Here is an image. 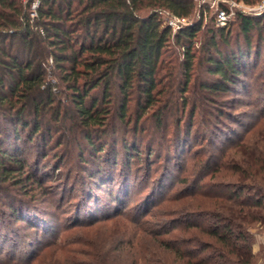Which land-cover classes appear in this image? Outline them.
Here are the masks:
<instances>
[{
  "label": "trees",
  "instance_id": "16d2710c",
  "mask_svg": "<svg viewBox=\"0 0 264 264\" xmlns=\"http://www.w3.org/2000/svg\"><path fill=\"white\" fill-rule=\"evenodd\" d=\"M33 1L0 0V121L5 122L0 125V182L19 186L32 180L26 175L27 161L15 155L22 151L24 132L29 143L38 138L43 149L57 139L55 133L76 132L101 155L105 147L96 148L94 141L105 136L113 117L125 119L134 97L144 113L159 108L162 96L172 100L177 68L174 61L164 60L169 48L182 51L179 67L184 79L179 88L187 93L194 46L203 29L201 19L174 31L159 14L167 11L190 20L195 0H39L32 17ZM235 1L254 5L262 0ZM237 22L244 45L235 49L227 27L207 30L215 55L210 52L206 60L212 78L201 84L206 92H232L255 53L252 34L264 43V14H239ZM182 107L184 111L187 103ZM195 113L194 107L191 114ZM256 140L235 148L239 158L224 151L212 170L216 158L211 155L204 164L207 172L195 183L182 181L189 186L186 196L169 202L190 198L192 203L185 206L194 210H169L154 223L147 219L150 211L132 223L127 216L106 217L101 222L115 221L111 229L96 228L100 222L81 223L76 215L72 229L77 228L81 237L64 243L46 241L53 254L37 264H254L249 230L264 221V134ZM116 158L110 170L117 167ZM102 166L98 163L101 181L107 170L103 168L108 167ZM225 175L233 179L227 185L217 181ZM208 178L215 183L205 182ZM20 202L24 207L32 204L27 199ZM21 205L12 207V216L27 222ZM34 226L48 231L40 222Z\"/></svg>",
  "mask_w": 264,
  "mask_h": 264
},
{
  "label": "rangeland",
  "instance_id": "374dc122",
  "mask_svg": "<svg viewBox=\"0 0 264 264\" xmlns=\"http://www.w3.org/2000/svg\"><path fill=\"white\" fill-rule=\"evenodd\" d=\"M229 1L233 3V15L223 27H227L231 48L235 49L244 45L237 22L238 15L243 14L241 5L257 10L263 0L254 5ZM195 3L194 15L187 21L194 23L202 19L203 29L194 46L195 64L187 93H182L179 88L184 79L179 67L182 51L172 47L167 50L164 60L174 61L173 66L177 68L174 98L164 100L162 96L159 108H149L144 113L139 110L137 97H134L125 119L113 117L105 136L94 141L96 148L105 147L101 155H96L92 146L76 132L65 131L69 126L64 127V134L61 133L63 130L55 133L57 139L45 149L38 138L29 143L27 133L21 134L22 151L15 155L27 161L26 175L32 180L20 186L13 181L0 182V264H27L35 255L32 264L49 258L54 249L47 248L46 241L64 243L81 237V233L75 231L77 228L72 229L76 215L81 223L100 222L96 228L111 229L115 221L101 222L106 217L124 220L127 216L132 223L135 217H143L150 211L147 219L154 223L163 219L162 214L169 210H194V206H185L192 203L190 198L178 203L169 202L171 198L186 196L189 186L182 181L195 183L199 175L207 172L204 164L211 155L216 158L211 170L224 151L239 158L235 149L238 145L253 143L264 134V43L258 41L255 32L252 34V54L255 53L247 72L241 75V83L232 87V92H206L201 84L212 79L207 74L206 60L210 52L215 55L209 48L211 36L207 30L217 26V6L204 0H195ZM253 14L263 15L264 10ZM260 47L263 50H259ZM221 50L226 51L222 47ZM183 103H187L184 111ZM111 106L115 107L114 102ZM194 107L196 113L192 115ZM3 124L5 122L1 120L0 125ZM183 141L186 143L182 144ZM128 145L137 149H129ZM112 149L114 152L108 153ZM114 157L119 163L112 171ZM103 161H110V166ZM98 163L109 167L103 168L107 169L102 171L103 181L97 172ZM225 176L217 181L225 185L233 181L230 176ZM214 181L208 178L205 182L214 184ZM24 199L31 201V207H24L20 202ZM18 205L28 218L27 222H18L19 216H12V209ZM127 221L126 224L131 225ZM39 222L48 231L35 228V223ZM249 233L253 239L254 264H264V221L250 228Z\"/></svg>",
  "mask_w": 264,
  "mask_h": 264
},
{
  "label": "built area",
  "instance_id": "2783aa9c",
  "mask_svg": "<svg viewBox=\"0 0 264 264\" xmlns=\"http://www.w3.org/2000/svg\"><path fill=\"white\" fill-rule=\"evenodd\" d=\"M25 3H28L30 0H23ZM207 4L212 3V6H217V16H216V23L217 26H226L229 23L231 16L233 15V3H230L229 0H204ZM228 4V6H227ZM242 13L244 15L254 16L253 12L257 10H264V0L263 4L259 9H249V7L245 5H241ZM40 7L39 0H34L31 7V15L35 17L37 14V10ZM162 18L164 19L165 23L168 24L170 27L173 28L174 31L178 30L180 27L185 26L188 24L187 19L178 18L167 11H161L159 13Z\"/></svg>",
  "mask_w": 264,
  "mask_h": 264
}]
</instances>
